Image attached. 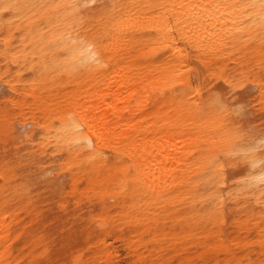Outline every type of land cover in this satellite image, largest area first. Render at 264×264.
Returning a JSON list of instances; mask_svg holds the SVG:
<instances>
[{
  "label": "bare ground",
  "instance_id": "bare-ground-1",
  "mask_svg": "<svg viewBox=\"0 0 264 264\" xmlns=\"http://www.w3.org/2000/svg\"><path fill=\"white\" fill-rule=\"evenodd\" d=\"M4 86L0 264H264V0H0Z\"/></svg>",
  "mask_w": 264,
  "mask_h": 264
},
{
  "label": "rangeland",
  "instance_id": "rangeland-1",
  "mask_svg": "<svg viewBox=\"0 0 264 264\" xmlns=\"http://www.w3.org/2000/svg\"><path fill=\"white\" fill-rule=\"evenodd\" d=\"M2 91V93L7 96L9 95V92L8 90L6 89V87H0V92ZM18 127L20 128L21 131L24 130V128L22 127L21 124L18 125ZM118 255L116 256V258L114 259V262L115 263H118V264H127V256L125 254V251L121 248H118Z\"/></svg>",
  "mask_w": 264,
  "mask_h": 264
}]
</instances>
